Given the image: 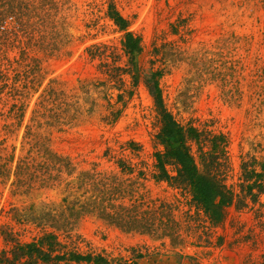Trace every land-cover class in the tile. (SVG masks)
<instances>
[{
	"label": "rangeland",
	"instance_id": "1",
	"mask_svg": "<svg viewBox=\"0 0 264 264\" xmlns=\"http://www.w3.org/2000/svg\"><path fill=\"white\" fill-rule=\"evenodd\" d=\"M55 1L65 18L63 41L57 48L33 47L29 53L38 60L39 77L28 74L26 80L17 82L29 83L19 123L6 118L9 104L0 112V157L9 168L8 176L0 178V250L9 248L2 231L10 232L22 244L36 241L41 228L32 216L39 215L43 206L58 210L61 203L60 188L40 189L34 185L26 189L14 173L20 159L35 156L34 149L29 151L34 140L45 137L51 151L70 160L75 173L91 168L116 171L118 158L143 167L147 178L142 191L148 200L173 206L183 239L177 244L168 237L126 232L85 216L73 227L71 239L61 231L55 232L61 244L80 253L102 254L133 264H264V193L256 201L246 196L241 191L246 182L240 169L242 161L255 158L261 163L264 159V102L251 87L264 86V0ZM109 2L127 20L125 31L139 39L141 50L133 56L135 63L146 67L154 49L159 50V56L165 55L161 60L167 72L159 78V86L164 105L173 117L182 124L191 122L229 137L226 183L237 197L226 209L222 222L212 224L193 202L188 188L151 177L153 155L162 149L154 138L159 119L140 80L133 87L130 74L123 75L125 89H134L133 94L124 97L123 107L116 104L121 112L115 121L106 120L111 109L107 95L114 103L120 91L108 88L101 64L112 62L113 57L91 58L86 48L94 46L92 50L101 51L98 46L106 45V54L112 52L119 58L118 65L128 66L124 31L108 17ZM189 57L228 61L235 70L232 83H239L240 100H226L216 82H198L193 73L196 65ZM159 63L155 61L154 65ZM32 77L33 82H28ZM49 89L60 92L61 99L71 104L69 114L73 119L60 129L44 125L36 128L30 120L32 110L39 109L36 104L40 95ZM26 126L33 135L25 134ZM107 148L113 158L103 156ZM253 168L261 171L259 166Z\"/></svg>",
	"mask_w": 264,
	"mask_h": 264
},
{
	"label": "trees",
	"instance_id": "2",
	"mask_svg": "<svg viewBox=\"0 0 264 264\" xmlns=\"http://www.w3.org/2000/svg\"><path fill=\"white\" fill-rule=\"evenodd\" d=\"M60 12L61 6L55 0H0V112L9 104L6 118L17 120V123L22 117L29 84L17 82L26 80L28 74L39 77L38 60L29 56L33 47L42 49L51 45L57 48V44L62 43L65 18ZM107 15L119 30L124 31L123 50L128 56V66L118 65L119 58L112 52L106 54V45L98 46L102 47L101 51L97 48L92 50L94 46L86 48L91 58L113 57L112 62L101 64L108 77V88L120 91L114 103L107 95L111 109L110 117L107 116L106 120L115 121L121 112L116 104L123 107L126 102L124 97L133 94L134 89H125L123 75L130 74L133 87L140 80L152 98L159 119V129L154 138L162 149L153 155L151 177L188 188L193 202L203 210L209 221L212 224L222 222L226 209L237 197L226 183L230 171L229 137L191 122H178L166 109L159 86V78L167 72L166 63L161 60L165 55L159 56V50L154 49L151 53L153 58L146 67L135 63L133 56L141 50L139 39L125 31L127 20L112 2L108 4ZM170 49L175 54L173 47ZM189 58L196 65L193 73L198 82H216L226 100H240L242 93L239 83H232L235 81V70L231 64H227L228 61L218 63L220 60L215 57ZM155 61L160 63L155 66ZM27 81L33 82V77ZM105 84L98 83V86ZM251 87L255 88L253 93L262 96L260 102H264V86L253 84ZM36 106L39 109H33L30 118L36 128L44 125L60 129L73 119V115L69 114L71 104L64 102L61 93L52 89L40 95ZM29 130L30 127L26 126L25 134L33 135ZM32 149L35 156L20 159L15 166V176H19L17 182L26 185V189L34 185L40 189L60 188L61 203L57 206L58 210L43 206L38 211L39 215L32 216L31 220L41 228V236L36 241L22 244L10 232L2 231V239L9 248L0 250V264H49L61 261L133 264L102 254L80 253L74 247L69 248L58 241L55 232L61 231L66 239H71L73 227L85 216L95 217L126 232L168 237L177 244L183 242L173 206L163 201L148 200L145 191H142L147 178L143 167L138 168L118 158L115 161L116 171L103 172L91 168L75 173V167L67 157L51 151L47 138L34 140L29 151ZM135 150L138 151L137 148ZM109 152L107 148L103 156L113 158ZM1 160L0 157V178H6L9 168L7 162ZM254 166H259L261 171L255 172ZM240 169L246 182L241 191L256 201L264 193V159L261 163L255 158L242 161Z\"/></svg>",
	"mask_w": 264,
	"mask_h": 264
}]
</instances>
